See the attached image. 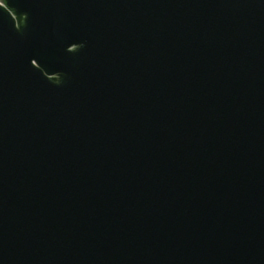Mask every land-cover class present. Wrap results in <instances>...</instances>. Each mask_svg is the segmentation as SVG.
<instances>
[{"label": "water", "instance_id": "obj_1", "mask_svg": "<svg viewBox=\"0 0 264 264\" xmlns=\"http://www.w3.org/2000/svg\"><path fill=\"white\" fill-rule=\"evenodd\" d=\"M0 264H264V0H0Z\"/></svg>", "mask_w": 264, "mask_h": 264}]
</instances>
